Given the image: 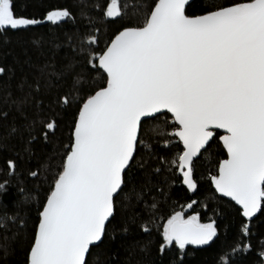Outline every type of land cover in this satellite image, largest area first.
I'll return each mask as SVG.
<instances>
[{
    "label": "snow or ice",
    "instance_id": "snow-or-ice-1",
    "mask_svg": "<svg viewBox=\"0 0 264 264\" xmlns=\"http://www.w3.org/2000/svg\"><path fill=\"white\" fill-rule=\"evenodd\" d=\"M195 7V0H154L147 8L133 5L140 22L125 25L106 46L99 47L94 33L81 40L76 51L87 53L83 67L74 60L49 63L39 69L37 79L21 82L24 94L10 102L24 122L11 126L9 134L23 141L26 152L39 139L38 125L45 142L56 131V122L44 117L46 96L55 92L53 103L63 105L64 111L76 109L70 143L45 202L36 209L26 264H91L93 251L115 232L118 203L136 184L137 165L145 166L138 160L144 125L167 113L173 120L171 137L183 146L169 163L183 184L197 189L195 158L218 139L226 158L210 177L215 191L234 201L248 222L257 214L264 216V0L201 4L199 12ZM105 15L122 17L118 0H110ZM72 18L67 8L45 16L55 25ZM39 23L17 14L15 0H0V32L28 30ZM5 73L0 66V75ZM94 73L103 76V83L93 79ZM28 106L35 109L31 117L25 112ZM2 115L6 119L8 113ZM8 166L14 174L15 161L10 159ZM8 184L0 182V195ZM20 191L17 204L22 206L32 194ZM136 198L144 202L142 188ZM155 208V202L148 205L150 211ZM137 211L135 203L129 205L133 222ZM22 224V217L12 215L0 220V229ZM161 227L159 251L165 256L169 250L175 252L173 264H184L189 245H207L218 234L215 220L203 223L199 214L186 216L183 211L174 212ZM121 229L129 231L123 225ZM143 231L151 229L145 225ZM251 231L246 223L243 233L248 236Z\"/></svg>",
    "mask_w": 264,
    "mask_h": 264
},
{
    "label": "trees",
    "instance_id": "trees-1",
    "mask_svg": "<svg viewBox=\"0 0 264 264\" xmlns=\"http://www.w3.org/2000/svg\"><path fill=\"white\" fill-rule=\"evenodd\" d=\"M232 2L234 0H195L193 10L199 12L201 4ZM153 3L154 0H118L122 17L107 18L105 12L110 0H15L17 14L36 18L41 23L28 30L0 32V66L6 69V73L0 75V182H9L7 192L0 195V220L12 215L23 218L20 227L11 225L8 231L0 229V245L4 246L0 248V264H26L38 219L36 209L49 194L55 171L70 143L76 113L75 107L64 111L63 105L53 103L55 92L46 96L44 117L56 122V131L50 133L45 142L38 125L35 134L39 139L31 152H26L23 141L9 134L11 126L24 122L23 115L10 100L21 97L24 94L19 87L21 82L25 78L37 79L39 69L46 64L60 65L74 60L83 67L87 63V53L76 51L81 47V40H87L94 33L100 39L99 47L106 46L125 25L140 22L141 17L132 12L133 5L142 4L147 8ZM60 8L69 9L73 18L59 25L46 22L47 12ZM93 79L103 83L100 74L94 73ZM4 112L8 113L6 119L2 115ZM25 112L31 117L35 109L28 106ZM172 125L168 114L144 125L146 131L144 142L138 145V160L145 166L137 165L136 184L129 186L118 203L113 222L115 232L110 231L109 239L93 251L91 264H173L175 252L169 250L165 256L159 248L163 243L161 225L177 211H183L186 216L199 214L203 223L215 220L218 228L217 236L208 245L188 246L187 255L182 257L184 264H223L226 259L230 264H261L264 261V256L260 255L264 251V216L259 215L250 223L245 221L233 203L216 193L210 180L217 173L219 162L226 158L220 140H214L208 151L201 153L194 162L197 189L193 191L183 184L182 176L169 163L182 150V144L171 137ZM10 159L16 163L14 174L8 166ZM33 172L39 175L34 177ZM141 188L144 202L136 198ZM20 190L32 194L30 202L22 206L17 204L21 200ZM153 202L156 208L150 211L148 205ZM132 203L138 208L134 222L128 216ZM189 203L193 206L187 210ZM246 223L252 229L248 236L243 233ZM122 225L129 231H122ZM145 225L150 232L143 231ZM113 235L115 239L111 238Z\"/></svg>",
    "mask_w": 264,
    "mask_h": 264
},
{
    "label": "water",
    "instance_id": "water-1",
    "mask_svg": "<svg viewBox=\"0 0 264 264\" xmlns=\"http://www.w3.org/2000/svg\"><path fill=\"white\" fill-rule=\"evenodd\" d=\"M170 117H171V114L170 113H167ZM172 118V117H171ZM217 134H223V130H217ZM221 142V144H222V141H220ZM183 147V146H182ZM223 147V146H222ZM224 149V148H223ZM224 151H225V153H226V149H224ZM204 151L202 150V153H203ZM199 157V156H198ZM198 157L197 158H195V161L198 159ZM194 161V162H195ZM213 185V184H212ZM213 188H214V190H215V187H214V185H213ZM221 198H223V199H225V200H227V201H229V202H231V203H233L237 208L239 207V206H237L236 204H235V202L234 201H232L229 197H224V196H222L220 193H218V192H216ZM260 214H257V217L259 216ZM257 217H255V218H253V220L252 221H254ZM245 221H247V218H243ZM251 221V222H252ZM248 222V221H247ZM248 223H250V222H248ZM189 246H196V247H201V246H205V245H189Z\"/></svg>",
    "mask_w": 264,
    "mask_h": 264
},
{
    "label": "rangeland",
    "instance_id": "rangeland-1",
    "mask_svg": "<svg viewBox=\"0 0 264 264\" xmlns=\"http://www.w3.org/2000/svg\"><path fill=\"white\" fill-rule=\"evenodd\" d=\"M190 208L187 207V210H189Z\"/></svg>",
    "mask_w": 264,
    "mask_h": 264
},
{
    "label": "bare ground",
    "instance_id": "bare-ground-1",
    "mask_svg": "<svg viewBox=\"0 0 264 264\" xmlns=\"http://www.w3.org/2000/svg\"><path fill=\"white\" fill-rule=\"evenodd\" d=\"M208 244H209V243H208ZM208 244H207V245H208ZM205 246H206V245H205ZM201 247H202V246H201Z\"/></svg>",
    "mask_w": 264,
    "mask_h": 264
}]
</instances>
